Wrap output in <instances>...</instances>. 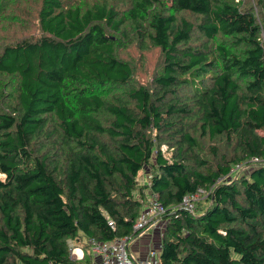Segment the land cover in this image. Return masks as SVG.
Segmentation results:
<instances>
[{
	"label": "trees",
	"instance_id": "16d2710c",
	"mask_svg": "<svg viewBox=\"0 0 264 264\" xmlns=\"http://www.w3.org/2000/svg\"><path fill=\"white\" fill-rule=\"evenodd\" d=\"M28 2L0 0V264H77L68 240L133 234L145 188L161 264H264V166L179 208L264 156V0H38L3 41ZM132 44L159 51L146 82Z\"/></svg>",
	"mask_w": 264,
	"mask_h": 264
},
{
	"label": "built area",
	"instance_id": "2783aa9c",
	"mask_svg": "<svg viewBox=\"0 0 264 264\" xmlns=\"http://www.w3.org/2000/svg\"><path fill=\"white\" fill-rule=\"evenodd\" d=\"M264 166V156H254L245 161L233 164L228 173L220 175L215 184L209 188H199L197 191L186 195L179 205V208L194 213L197 209V202L202 199H208L215 191L217 185L234 180L242 176L247 171L253 168ZM152 175L147 178L150 182ZM148 200L143 203V209L140 212L136 222L133 225V234L140 232L134 238L133 234L124 237H117L110 241H99L94 238L87 240L88 248L78 246L73 240H68L70 248V258L75 263L81 264H161V245H150L145 256H139L130 253V241L138 239L145 235L151 229H163L162 225L165 222L164 215L166 208L159 199V195L151 190H148ZM109 226L115 230V222L107 217ZM92 259L91 262H86V256Z\"/></svg>",
	"mask_w": 264,
	"mask_h": 264
},
{
	"label": "rangeland",
	"instance_id": "374dc122",
	"mask_svg": "<svg viewBox=\"0 0 264 264\" xmlns=\"http://www.w3.org/2000/svg\"><path fill=\"white\" fill-rule=\"evenodd\" d=\"M36 4H38V0L37 1L29 0L28 4L25 3L21 7V8H24L25 11L29 12V21L31 22V24L25 25L26 27L25 29L20 28L19 26L15 24H11V26L6 25L5 29L1 30V36L5 37L3 41L10 42L22 36H27V35L38 33V29L35 27L36 25L35 15H36V10H37ZM28 6L34 7L33 11L31 9H28ZM198 40L199 38H195L193 41L196 42ZM120 56L125 59H131L134 61L137 67L136 80L139 82H146L148 79H150L151 73L154 70V68L157 66L158 61H159L158 49L152 47L149 50L142 52L141 50H139L136 44L129 45V47L125 48V50H121ZM162 150L165 152L167 150V146H163ZM149 170L150 168H148V170H143L140 173V176L138 177L139 179L138 188L145 187V185H147V182H148L147 178L149 177V175H151L149 173L150 172ZM0 177L3 178L4 175L0 174ZM144 191H145L144 196H143V192L141 193V190H139L136 193V195L137 197H140L141 195V200L146 202L149 196L148 189L145 188ZM209 204H210V201L208 199L200 200L199 202H197V205H196L197 211L199 212V211L205 210L209 206ZM164 225H165V222L163 223L162 227H164ZM79 240L80 242L78 245L87 246L83 237L80 236ZM135 240L136 239L130 241V253H132L131 248ZM78 264H81V262H79Z\"/></svg>",
	"mask_w": 264,
	"mask_h": 264
},
{
	"label": "crops",
	"instance_id": "0c3cea01",
	"mask_svg": "<svg viewBox=\"0 0 264 264\" xmlns=\"http://www.w3.org/2000/svg\"><path fill=\"white\" fill-rule=\"evenodd\" d=\"M161 235L162 232H160V229L149 230L145 235L135 240L131 248L132 253L139 256H145L150 245H160ZM91 260L90 255L87 256L86 262H91Z\"/></svg>",
	"mask_w": 264,
	"mask_h": 264
}]
</instances>
